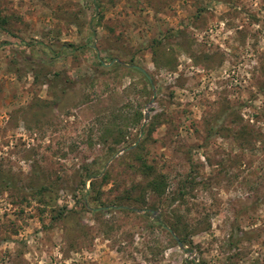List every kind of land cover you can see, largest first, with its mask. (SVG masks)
I'll return each instance as SVG.
<instances>
[{
  "label": "rangeland",
  "instance_id": "374dc122",
  "mask_svg": "<svg viewBox=\"0 0 264 264\" xmlns=\"http://www.w3.org/2000/svg\"><path fill=\"white\" fill-rule=\"evenodd\" d=\"M0 16V264H264V0H0ZM22 55L89 79L50 105Z\"/></svg>",
  "mask_w": 264,
  "mask_h": 264
},
{
  "label": "trees",
  "instance_id": "16d2710c",
  "mask_svg": "<svg viewBox=\"0 0 264 264\" xmlns=\"http://www.w3.org/2000/svg\"><path fill=\"white\" fill-rule=\"evenodd\" d=\"M94 1V0H93ZM200 9L197 10V15L195 17H198V15L200 14ZM9 19L6 16H0V29L2 30H6V25L8 23ZM68 46H72V44H68ZM63 50L66 52L67 48H63ZM21 58L23 59V61L25 63H29V69L30 71H33V77H34V82L38 83L40 82L43 85H46L49 95L53 98L52 102L50 103V105H57L59 103V101L63 98V96L65 95V93H67L69 91V89L72 88V86L74 84H76L77 82L83 83L86 80H88L89 78L87 76H79V78L75 79H71L64 71L62 70H58L55 71L53 73L50 72H46L47 68H45V66L43 65V63H45L44 61L41 60H35L33 58H31V56L28 55H22ZM34 62H37V64H34ZM96 66L97 68H106L102 63L101 60L96 58ZM115 66H119L117 62H113V64H111L107 70H112V68H114ZM129 70L132 71H136L140 74V76H142V78L144 79V82L147 86H149V81L147 80L145 74L143 72H141L139 69L133 67L132 65L128 67ZM43 71V72H42ZM94 77V74L93 76ZM226 110L222 109L221 112L225 113ZM231 115H233V118H231L232 122L233 121H241L242 118L239 116H235V111L231 112ZM139 116H141V113L139 114ZM139 116L136 115L135 116V121L139 120ZM219 114L216 116V119H218ZM239 117V118H238ZM151 130V129H150ZM148 130V131H150ZM218 131V128H215L212 124L209 127V131ZM228 131V130H226ZM230 131V130H229ZM219 132V131H218ZM233 134V137L239 141L240 144H247L250 141V135H251V131L248 128L247 124H241L238 130H235L234 132L231 131ZM229 133V132H228ZM122 131L117 128V135L116 137L113 139L115 144H118L121 142L122 139ZM110 152L115 151V149L112 147L109 150ZM128 152L130 153H134V149L128 150ZM135 154V153H134ZM135 160L137 161V165H138V169L145 175L147 176H151L150 180H148L146 187L149 189H151L153 192H155L156 194H163L165 193L166 187H167V181L166 178L163 174H156L153 170V167L146 164V162L144 161V159L140 156L137 155ZM83 169H85V173L83 174V178H92L95 174H97L98 171H95L91 168L88 167H83ZM11 180L9 178V176L3 174L0 171V188L3 189H9L11 188ZM107 180V172L105 171V173L102 175L101 179L97 180V179H93L91 180V190L94 193L93 195V199L95 200H99L100 199V195H101V186L106 182ZM80 183H83V180H80ZM97 183V184H96ZM52 192H53V187L52 185H49L48 183L42 182L39 186L36 187V190H34V194H36L39 198V202L44 205V207L46 206H51L52 203L55 204V197L52 196ZM128 195V194H127ZM52 210H53V206H51ZM83 207L85 208V204H83ZM57 213V217L62 216L63 210L61 209H56ZM178 218L176 219V222L171 223L170 225V229L172 232H174L177 236L178 239L183 242L184 244H186L187 242L190 243V241L187 239V234L186 232L184 233V226H179V222H178ZM169 232V231H168ZM170 233V232H169ZM183 233V234H182Z\"/></svg>",
  "mask_w": 264,
  "mask_h": 264
},
{
  "label": "water",
  "instance_id": "95a60500",
  "mask_svg": "<svg viewBox=\"0 0 264 264\" xmlns=\"http://www.w3.org/2000/svg\"><path fill=\"white\" fill-rule=\"evenodd\" d=\"M133 67H135V68H137V69H139L141 72H143L144 74H146L145 73V71L141 68V67H139V66H136V65H132ZM146 76H147V78L149 79V76L146 74ZM179 244H180V242H179Z\"/></svg>",
  "mask_w": 264,
  "mask_h": 264
}]
</instances>
